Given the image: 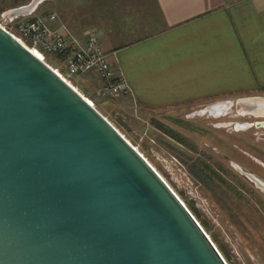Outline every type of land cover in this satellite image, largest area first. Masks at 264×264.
Returning a JSON list of instances; mask_svg holds the SVG:
<instances>
[{
	"label": "water",
	"instance_id": "1",
	"mask_svg": "<svg viewBox=\"0 0 264 264\" xmlns=\"http://www.w3.org/2000/svg\"><path fill=\"white\" fill-rule=\"evenodd\" d=\"M235 105L262 116L264 96ZM0 264H228L148 160L1 24Z\"/></svg>",
	"mask_w": 264,
	"mask_h": 264
},
{
	"label": "crops",
	"instance_id": "2",
	"mask_svg": "<svg viewBox=\"0 0 264 264\" xmlns=\"http://www.w3.org/2000/svg\"><path fill=\"white\" fill-rule=\"evenodd\" d=\"M56 4L55 26L65 24L81 38L97 33L130 87L124 97L140 108L185 109L238 93L264 95V0Z\"/></svg>",
	"mask_w": 264,
	"mask_h": 264
},
{
	"label": "rangeland",
	"instance_id": "3",
	"mask_svg": "<svg viewBox=\"0 0 264 264\" xmlns=\"http://www.w3.org/2000/svg\"><path fill=\"white\" fill-rule=\"evenodd\" d=\"M30 1L0 0V24L19 35L18 19L48 10L57 12L56 2H61L45 0L27 17H8V9ZM46 61L53 67L58 65L50 56ZM71 81L164 178L228 264H264V217L260 210L264 194L237 166L254 173L260 170L250 156L264 160V128L241 126L264 116L240 113L236 105L218 115L201 113L206 104L145 110L124 96H99L89 78ZM254 96L264 95L238 93L218 102L236 103Z\"/></svg>",
	"mask_w": 264,
	"mask_h": 264
},
{
	"label": "built area",
	"instance_id": "4",
	"mask_svg": "<svg viewBox=\"0 0 264 264\" xmlns=\"http://www.w3.org/2000/svg\"><path fill=\"white\" fill-rule=\"evenodd\" d=\"M57 20L58 14L48 10L18 19L15 23L19 35L3 27L27 49L40 51L41 61L47 63L70 86H73L71 78L91 75L89 79L95 81L99 96L113 99L126 96L130 87L111 66L110 54L103 48L97 33L91 31L81 38L65 24L55 26ZM47 56L54 57L58 65H50L46 61ZM90 104L94 106L93 102Z\"/></svg>",
	"mask_w": 264,
	"mask_h": 264
},
{
	"label": "flooded vegetation",
	"instance_id": "5",
	"mask_svg": "<svg viewBox=\"0 0 264 264\" xmlns=\"http://www.w3.org/2000/svg\"><path fill=\"white\" fill-rule=\"evenodd\" d=\"M229 106H228V108H229ZM232 106H235V104H233ZM222 110L223 109H220V110L217 109L216 111L220 112ZM227 110L228 109L225 108L224 111H222V112L225 113ZM252 126L264 128V119L257 120L254 122H246V123H244V127L242 129H248ZM250 158H253V161L258 165V167L260 169L258 171V173H254L253 171L252 172L251 171H244L241 166H239V165H237V166H238V168H240L239 170L242 171V173L246 177V179L249 180V182L253 183L255 185V187L258 188L262 192V194H264V188L255 184V181L252 180L250 177H248L249 174H252V175L256 176V178H258L264 184V160L263 159H257V158L251 157V156H250ZM250 170H252V169H250ZM260 210L262 212V216L264 217V205H262Z\"/></svg>",
	"mask_w": 264,
	"mask_h": 264
},
{
	"label": "bare ground",
	"instance_id": "6",
	"mask_svg": "<svg viewBox=\"0 0 264 264\" xmlns=\"http://www.w3.org/2000/svg\"><path fill=\"white\" fill-rule=\"evenodd\" d=\"M32 52H34L38 57L39 59H42V54L40 53V51L36 50V49H31ZM82 94V93H80ZM83 95V94H82ZM84 96V95H83ZM85 97V96H84ZM88 97H85V99H87ZM89 102H92L90 99H87ZM235 104V103H234ZM230 105V103L226 106H222V107H219L218 109H223L222 111H224L225 108L228 109V106ZM240 107V106H239ZM240 112H244L245 109L242 108V106L239 108ZM255 114H257L258 112L255 111L254 112ZM260 114L263 116L264 115V110H260ZM240 169V168H239ZM249 176H253V178L256 179V176L252 175V174H249ZM252 178V177H251ZM258 179V178H257Z\"/></svg>",
	"mask_w": 264,
	"mask_h": 264
}]
</instances>
